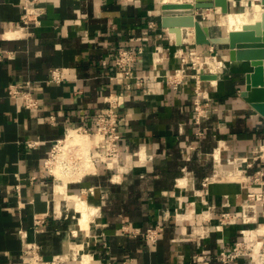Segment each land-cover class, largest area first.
I'll list each match as a JSON object with an SVG mask.
<instances>
[{
    "label": "crops",
    "instance_id": "crops-1",
    "mask_svg": "<svg viewBox=\"0 0 264 264\" xmlns=\"http://www.w3.org/2000/svg\"><path fill=\"white\" fill-rule=\"evenodd\" d=\"M167 2L32 0L25 10L23 0H0V264H25V241L39 243L45 258L76 255L68 264H173L179 254L185 264L217 263L221 250L264 236V187L249 182L264 171V158L253 156L264 147V116L241 95L252 67L227 54L219 59L224 45L196 44L193 27H163L160 5ZM253 2L259 0H246ZM34 8L43 11L38 20L23 17ZM208 11L222 12L197 9L210 35H220L216 25L227 34ZM189 46L210 53L204 61L210 73L223 71L202 81L207 110L199 123L196 82L186 78L174 88L165 79ZM122 47L141 50L135 69L143 86L130 92L110 78ZM55 67L66 77L47 84ZM11 89L29 93L37 106L26 108ZM118 90L129 93L117 107L118 166L99 159L77 169L57 163L53 178L44 161L54 143L82 127L92 132L79 134L88 145L68 142L94 153L95 120L105 96ZM261 177L264 185V172ZM254 193L257 203H250ZM80 201L91 211L84 227ZM35 216L43 221L34 224ZM156 224L158 238L148 242L143 232ZM255 258L242 255L229 264H264L259 250Z\"/></svg>",
    "mask_w": 264,
    "mask_h": 264
},
{
    "label": "built area",
    "instance_id": "built-area-1",
    "mask_svg": "<svg viewBox=\"0 0 264 264\" xmlns=\"http://www.w3.org/2000/svg\"><path fill=\"white\" fill-rule=\"evenodd\" d=\"M32 0H23V8L25 10L29 9V4ZM43 11L41 8H34L31 13H25L23 15L24 18H29L30 15L34 16L35 20L39 19ZM205 14L203 15V18ZM152 26V24H150ZM158 51V49H156ZM141 52L140 49L127 48L122 47L119 48L114 56L113 62V73L110 75L112 80H115L117 84H121L125 87L127 91L130 92L134 87L141 88L143 86L144 75L138 74L135 69V63L138 59V53ZM198 54V51L195 47L189 46L187 53L180 54L181 63L178 68L175 69L174 73H169L165 75L166 82L171 84L174 88H177L181 85L186 78H188V74L185 69V62L187 60V56H190L193 59L192 55ZM196 57H200L199 55H195ZM203 63L197 69V74H195V95H194V109H195V120L196 122H200L201 119L206 115V108L202 105V97L206 94V91L201 89V82L203 81L200 76L202 73H210L209 71H204ZM222 63V62H221ZM220 69V68H219ZM64 69L60 67H55L50 70V76L46 80V83H61L65 79ZM13 94H19L24 99V106L26 108H34L37 106V99L30 95L29 93L22 90H10ZM129 93H123L120 90L112 92L105 96L104 100L107 102V106L102 109L101 113L97 116L95 120V127L93 134L95 135V145L97 150L94 153H91V158L93 161L95 159H99L103 164L109 166L111 168H115L118 166L119 157L121 154V147L119 141L121 139V132L119 130V113L117 111V107L123 102L126 95ZM85 134H91L92 132L87 129H83L82 127L73 128ZM199 133H201L199 131ZM66 135L57 140L51 150L50 156L44 161V167L47 170L48 174L54 176V167L57 163H60L61 166L67 167L70 163L75 169L80 165L82 160V154L80 150L73 146V148H69L67 155L63 158H59V153L62 151V145H64V139ZM38 141H30L28 144L30 146H35ZM57 179V178H56ZM17 189H19V185H17ZM92 189V188H91ZM228 214L224 213L223 217H226ZM43 221L42 216L34 217V224H40ZM161 230V226L156 224L153 226H149L143 232L144 237L148 240V242H156L158 238V234ZM259 244V242L257 243ZM256 246V245H255ZM259 247V246H258ZM255 248V247H254ZM252 250V253L249 252ZM255 249L249 248L243 245L242 241L235 242L229 249H223L220 251L218 256L217 263H210L209 261H204L202 264H229L230 261L238 258L242 255L249 256L250 260L256 261L257 259L254 256ZM22 256L25 260V264H68V261L72 258H76L75 256H68L66 254H62L58 257L54 258H45L40 250V245L36 241H25L22 249ZM262 256V260L264 261V253L259 252ZM205 256V255H203ZM199 258L198 254L193 255V259L197 260ZM173 264H185L183 255L179 254L176 261Z\"/></svg>",
    "mask_w": 264,
    "mask_h": 264
},
{
    "label": "water",
    "instance_id": "water-1",
    "mask_svg": "<svg viewBox=\"0 0 264 264\" xmlns=\"http://www.w3.org/2000/svg\"><path fill=\"white\" fill-rule=\"evenodd\" d=\"M264 7V0L258 2ZM219 7L230 10L229 0H193L192 2H167L160 5L161 24L169 31L179 27L194 28V42L198 45H224L230 61H248L252 69L245 75V88L241 95L250 106L264 116V10L260 18L246 23L239 30H229L226 35L212 36L208 25L197 17L201 8ZM176 42L182 43L177 37ZM202 80L217 79L216 73H202Z\"/></svg>",
    "mask_w": 264,
    "mask_h": 264
},
{
    "label": "rangeland",
    "instance_id": "rangeland-1",
    "mask_svg": "<svg viewBox=\"0 0 264 264\" xmlns=\"http://www.w3.org/2000/svg\"><path fill=\"white\" fill-rule=\"evenodd\" d=\"M241 2H242V4L238 1V2L235 3V5H231L230 6V10L246 9L248 11L249 15L251 17H254V20L260 18V15H261V11L260 10L257 11L256 8L253 5H251L250 3L248 5V3H246V0H242ZM230 10H228L227 12H229ZM227 12H222V13H227ZM222 13L208 11L209 17L211 18V20L216 21V24H217V19L222 15ZM214 29H215V31L220 33V35H225L226 34V31H225V29L222 26L216 25L214 27ZM191 39H194L193 36H191ZM213 50L216 51V49H213ZM195 55H199L200 57L198 58ZM208 55H210L209 52L208 53H203L202 52V54L200 52H198V54L192 55L193 59H191L190 56H187V60H186V62L184 64V66H185V69H186V73L189 75L188 78L193 79L194 82H195V74H197V69L201 66V63L205 61V57L208 56ZM215 55H217V54H215ZM223 55H226V53H224V51L222 52V55L221 54L217 55V57L220 59V58H223ZM203 66H204V71L208 72V68H207L205 62L203 63ZM174 72H175V69H174V71L172 73H174ZM222 73H223V71H222V67H221L220 70H218L216 74L219 75V74H222ZM202 84H204V83L201 82V87H202L201 89H203V91H206V89H208L207 85H202ZM208 98H209V96H208ZM256 150L257 151L253 152V156H257V157H259V156L261 157L262 156L264 158V155H263L264 154V147H258ZM121 157L122 156L120 154L119 160L121 159ZM231 170H229V173H230ZM263 172H264L263 170H261V172L259 170V173L257 175L254 174L251 177V181H249V182H253V183L258 184L259 186H263L264 187V185H262L263 178L261 177ZM53 178H54V176H53ZM245 179L246 178H244L243 180H245ZM210 183L212 184V182H210ZM251 198L252 199L250 200V203H255V202L257 203L258 198H257L256 194L254 196H251ZM259 198H262V197L259 196ZM261 232H263V231H261ZM249 237L250 238L246 237L245 239L241 240L243 242V245L247 246L249 248H252V249H254L255 245H258L259 246L258 247L259 252L261 251V252L264 253V236L262 234L258 233V234H256V236L255 235L254 236H250L249 235ZM258 242H259V244H257ZM249 252L252 253V250H249ZM252 262H259V261L256 260V261H252Z\"/></svg>",
    "mask_w": 264,
    "mask_h": 264
},
{
    "label": "bare ground",
    "instance_id": "bare-ground-1",
    "mask_svg": "<svg viewBox=\"0 0 264 264\" xmlns=\"http://www.w3.org/2000/svg\"><path fill=\"white\" fill-rule=\"evenodd\" d=\"M165 1H168V2H189L190 0H165ZM192 1V0H191ZM253 6L256 8L257 11H263L264 10V7L259 4V3H254L253 2ZM221 15V14H220ZM251 21H254V17H251L248 13V11L246 9H240V10H230L229 12L227 13H224L223 15L220 16L219 18V24L221 25H224L226 26L227 28H229V30H239L242 28V26L246 23H249ZM228 30V31H229ZM227 31V33H228ZM213 59V58H212ZM211 62V60H210ZM71 131V130H70ZM78 134H77V133ZM81 132L77 131L74 129V131H71L69 134H68V138L64 139V145H62V151L60 153H65L63 157H65L67 155V152H68V149L69 148H73V146L77 147L79 150H80V153L82 154V160H81V163L79 166H82V167H85L86 165L90 164L91 162L90 161H93L92 158H91V154H90V151L89 153H85L83 152L82 150V147L80 144L76 143L74 145H72V143L70 144L68 142L69 141H79V142H84L85 145H88V137H84L85 134H83V136L79 135ZM88 149V148H87ZM85 150V149H84ZM87 151V150H86ZM59 153V154H60ZM264 155V154H263ZM90 162V163H89ZM93 163H91L92 165ZM72 165L69 163L67 167H63V168H68V167H71ZM59 167V166H58ZM57 167V170H59ZM89 168V167H88ZM87 168V169H88ZM72 169V168H71ZM90 169V168H89ZM57 170L56 168L54 167V173L55 174H58L57 173ZM86 171V170H85ZM80 172V171H79ZM78 172V173H79ZM91 172V171H90ZM72 173V172H71ZM81 173V172H80ZM73 174V173H72ZM75 174V173H74ZM73 174V175H74ZM71 175V174H70ZM67 177V176H66ZM77 177V176H76ZM59 179V178H58ZM73 179V178H72ZM62 181V180H61ZM58 182V181H57ZM66 183V181H65ZM61 185V184H60ZM66 185V184H65ZM59 189L61 188L60 186L58 187ZM77 196V195H76ZM85 199V198H84ZM72 204V203H71ZM88 205V204H87ZM80 206H81V209L83 210V213H84V216L81 220V224L82 226H87V218L89 217V214L91 211H88L86 210V206H85V203L83 201H80ZM90 206V205H89ZM80 210V209H79ZM77 234V233H76ZM88 243V242H87ZM255 251H254V256L256 255L257 251L256 248H254ZM90 253V252H89Z\"/></svg>",
    "mask_w": 264,
    "mask_h": 264
}]
</instances>
